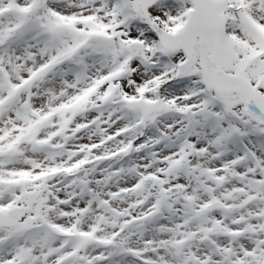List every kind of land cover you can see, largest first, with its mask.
Returning a JSON list of instances; mask_svg holds the SVG:
<instances>
[{
    "label": "snow or ice",
    "instance_id": "1",
    "mask_svg": "<svg viewBox=\"0 0 264 264\" xmlns=\"http://www.w3.org/2000/svg\"><path fill=\"white\" fill-rule=\"evenodd\" d=\"M0 264H264V0H0Z\"/></svg>",
    "mask_w": 264,
    "mask_h": 264
}]
</instances>
